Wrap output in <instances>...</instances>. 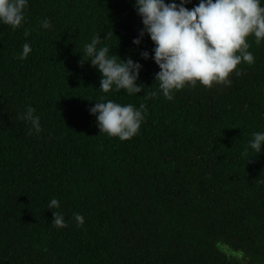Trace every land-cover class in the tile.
<instances>
[{
	"label": "trees",
	"instance_id": "16d2710c",
	"mask_svg": "<svg viewBox=\"0 0 264 264\" xmlns=\"http://www.w3.org/2000/svg\"><path fill=\"white\" fill-rule=\"evenodd\" d=\"M133 4L28 0L21 27L0 23V264H264V144L242 155L264 132V39L246 38L254 63L238 64L227 86L152 97L159 69L147 36L132 44L142 28ZM94 35L141 63V93L99 89L100 73L80 64ZM108 99L144 105L131 139L99 133L88 109ZM27 106L39 133L18 118ZM51 211L68 227L53 226Z\"/></svg>",
	"mask_w": 264,
	"mask_h": 264
},
{
	"label": "clouds",
	"instance_id": "9594fccd",
	"mask_svg": "<svg viewBox=\"0 0 264 264\" xmlns=\"http://www.w3.org/2000/svg\"><path fill=\"white\" fill-rule=\"evenodd\" d=\"M27 3L28 0H0V23L12 29L21 27ZM191 3L192 0H134V11L142 28L132 44L139 46L147 36L153 45L151 59L159 69L154 76L158 91H153L152 97L162 94L167 100H172L175 91L185 85L195 86L197 82L204 87H211L213 83L227 86L230 84L227 78L238 64L242 61L249 65L254 63L246 38L254 36L256 44L264 39V6H261V0H199L190 9L186 7ZM40 27L50 29L52 24L45 18ZM28 34L26 30L24 35ZM104 40L100 35H94L84 46L80 64L89 62L100 73L99 89L104 93L113 88L124 90L129 95L141 93L144 87L137 84L141 63L130 57L121 60L110 54L111 48ZM31 51L30 44L25 43L19 59H26ZM140 58L148 60L149 52L141 51ZM143 109V104L136 108L132 104L121 105L108 99L96 102L88 112L95 117L99 133L126 141L138 133L144 120ZM35 111L27 106L18 115L19 119L30 124L29 135L41 131L40 118L34 115ZM262 144L264 132L253 133L242 155H246L249 149L260 154ZM47 207L58 209L59 201L52 198ZM51 212L53 226L68 227L62 213ZM73 217L77 226L84 224V217L79 213H74Z\"/></svg>",
	"mask_w": 264,
	"mask_h": 264
}]
</instances>
